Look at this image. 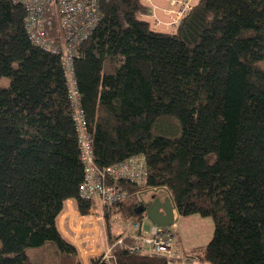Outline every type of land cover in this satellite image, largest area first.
I'll use <instances>...</instances> for the list:
<instances>
[{
	"label": "trees",
	"instance_id": "obj_1",
	"mask_svg": "<svg viewBox=\"0 0 264 264\" xmlns=\"http://www.w3.org/2000/svg\"><path fill=\"white\" fill-rule=\"evenodd\" d=\"M100 9L73 59L95 164L144 155L148 176L119 179L128 194L113 204L81 196L62 56L30 40L22 3L0 0V76L10 78L0 87V264H36L28 250L49 243L61 264H85L58 225L69 199L85 215L102 202L115 264H166L131 251L136 233L127 231L146 217L135 193L160 187L179 216L214 219L203 260L264 264V0H197L171 29L148 18L145 0H102ZM113 214L133 222L114 231ZM89 262L106 264L102 253Z\"/></svg>",
	"mask_w": 264,
	"mask_h": 264
},
{
	"label": "built area",
	"instance_id": "obj_2",
	"mask_svg": "<svg viewBox=\"0 0 264 264\" xmlns=\"http://www.w3.org/2000/svg\"><path fill=\"white\" fill-rule=\"evenodd\" d=\"M24 5L27 10L25 26L30 40L44 49L59 53L68 78L70 97L73 100V118L76 122L81 156L85 164V177L80 186L83 198L100 197L104 204H113L127 197V190L120 185L119 179H127L139 184L148 176V166L144 155H134L125 161L99 169L95 164L92 138L88 131L83 110L79 103L77 82L73 73V59L93 29L102 17L100 4L102 0H15ZM107 1V0H106ZM149 4V12L155 25L167 23L178 25L193 8L197 0H169L171 8L165 10L171 19L164 21L157 14L156 4L153 0H145ZM164 10V8H160ZM175 14H172V13ZM173 15H175L173 17ZM106 177L109 181L106 182ZM150 189L138 190L135 193L137 205L146 200L142 193ZM174 228H173V227ZM134 227H139L138 223ZM139 234H135L134 241L129 245L131 251H146L159 254L166 258V264H191L190 257L183 251L176 250L175 238L177 226H163L152 222L150 228L143 226ZM138 228V229H139ZM124 237L117 241L121 243ZM109 244L102 253L106 264H115L112 248Z\"/></svg>",
	"mask_w": 264,
	"mask_h": 264
},
{
	"label": "rangeland",
	"instance_id": "obj_3",
	"mask_svg": "<svg viewBox=\"0 0 264 264\" xmlns=\"http://www.w3.org/2000/svg\"><path fill=\"white\" fill-rule=\"evenodd\" d=\"M153 2L156 4L154 0ZM168 3L169 0H167V4ZM155 6L156 9L161 10L164 14H166V17H168V21L171 19V15L165 10L166 8H171V4L165 7L164 10L160 9L163 7L161 5ZM172 14L175 13L173 12ZM174 16L175 15H173V17ZM261 65L264 67V60L261 62ZM9 84L10 78L8 76H0V87L8 86ZM153 195L164 201L166 196H168L167 189L164 187H160L157 189L146 190L142 193L143 198L147 202L153 201ZM101 203L102 202L99 199H96L94 204L99 207V210H93V208L91 209V212L86 215L78 214L77 212H71V214H69L68 210H74V207L73 204L66 205L68 209L65 208L64 212L68 214L63 215L62 213L59 218V228L64 235H66L67 237L71 235L74 240H77L80 247V252L83 254L82 258L86 262L85 264H91L89 262L90 257L94 256L95 254H101L110 244L107 240V224L109 222H106L103 217V213H101ZM111 222L114 231H119V229H121L122 227L129 226L133 221L131 222V220L123 219L117 220V215L113 214L111 217ZM144 222L147 225L152 224V221L147 216L144 218ZM135 223H138L139 227H144V225L143 223L141 224L138 221L132 223L130 229L133 230V233L139 234V227H134ZM174 223L179 230L176 231V240L174 247L180 246L183 248L188 247V249H191L193 246H199L194 252L196 256L199 254V252H201L200 246H204L205 244H207L214 235L215 222L211 216H203L198 213L192 214L190 216L178 215ZM128 233L131 232L128 231ZM57 250L58 248L55 244L49 243L42 249L30 248L28 250V254L30 259L36 264H61L60 253ZM205 264L214 263L206 261Z\"/></svg>",
	"mask_w": 264,
	"mask_h": 264
},
{
	"label": "water",
	"instance_id": "obj_4",
	"mask_svg": "<svg viewBox=\"0 0 264 264\" xmlns=\"http://www.w3.org/2000/svg\"><path fill=\"white\" fill-rule=\"evenodd\" d=\"M152 197L153 201L144 202L137 206L136 212H145L146 216L155 224L172 225L178 216V212L171 194L166 196L164 201L154 195Z\"/></svg>",
	"mask_w": 264,
	"mask_h": 264
},
{
	"label": "crops",
	"instance_id": "obj_5",
	"mask_svg": "<svg viewBox=\"0 0 264 264\" xmlns=\"http://www.w3.org/2000/svg\"><path fill=\"white\" fill-rule=\"evenodd\" d=\"M155 2H156V5H161V6H163L162 8H165V7H167L168 6V4H167V0H154ZM149 12V4H148V10H147V13ZM157 14H158V16H159V18H161L162 20H164V21H167V18L168 17H166V14H164L163 13V11H161V10H158L157 9ZM148 16V15H147ZM148 18H151L150 16H148ZM156 26H158V27H160V28H162V29H171V28H175L177 25H168L167 23H160L159 25H156ZM167 194H168V192H167ZM69 204H73V209L74 210H68V213L69 214H71V212L72 213H78V214H80L79 213V211L77 210V207H76V204H75V202L73 201V200H71V199H69L68 201H67V205H69ZM66 209H68L67 207H66ZM68 213H66V212H63V215H65V214H68ZM76 215V214H75ZM178 217V216H177ZM61 220V219H60ZM63 222V221H62ZM65 223H66V221H65ZM143 225H144V228H146V229H148L150 226H151V224H146L145 222L143 223ZM127 231H129V232H131V233H133V230H131L130 228L127 230ZM177 231H179L178 230V227H177ZM69 232V231H68ZM66 236V235H65ZM67 237V236H66ZM68 239H70L72 242H74L75 244H77V246L79 247V245H78V242H77V240H74L73 238H72V236L71 235H69V237H67ZM72 238V239H71ZM195 246H193L192 248H194ZM175 248L177 249V250H179V251H183V252H185L186 254H188L189 256H190V262H191V264H205V260H203L202 259V257H200V256H196L195 255V253H194V255H192V253H191V250H192V248L191 249H188V247H185V248H183V247H180V246H175ZM79 250H80V247H79ZM190 250V251H189ZM82 253L80 252V256L82 257ZM96 255V254H95ZM92 257V256H91ZM83 259V258H82ZM84 261V260H83ZM84 263H86L85 261H84Z\"/></svg>",
	"mask_w": 264,
	"mask_h": 264
},
{
	"label": "bare ground",
	"instance_id": "obj_6",
	"mask_svg": "<svg viewBox=\"0 0 264 264\" xmlns=\"http://www.w3.org/2000/svg\"><path fill=\"white\" fill-rule=\"evenodd\" d=\"M151 189H157V188H151ZM151 189H150V190H151ZM166 189H167V188H166ZM167 192H168V195L171 194L170 191H169L168 189H167ZM171 196H172V195H171ZM145 202H147V201H145ZM138 206H139V205H138ZM144 213H145V212H144ZM103 252H104V251H103ZM103 252H102V253H103Z\"/></svg>",
	"mask_w": 264,
	"mask_h": 264
}]
</instances>
